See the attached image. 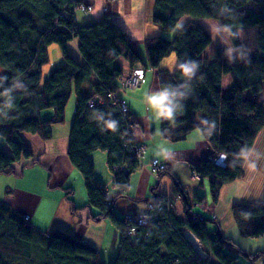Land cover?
Masks as SVG:
<instances>
[{
    "label": "trees",
    "instance_id": "1",
    "mask_svg": "<svg viewBox=\"0 0 264 264\" xmlns=\"http://www.w3.org/2000/svg\"><path fill=\"white\" fill-rule=\"evenodd\" d=\"M79 10L89 15L95 6L83 0H0V137L8 147L0 148V177L16 175L17 161L43 155L32 148L31 137L47 142L53 139V125L65 122V111L75 95L68 157L84 180L87 207L99 212L94 219H109L120 233L118 254L110 264H204L184 237L185 229L200 238L219 264H237L226 248L238 245L219 235L217 229L208 230L212 221L193 211L187 194L168 170L159 173V178L166 174L173 178L174 192L185 201L184 218L161 216L144 227L115 215L117 200L128 197L125 193L132 174L141 164L133 153L139 145L134 139L138 123L132 115L133 130L127 132L123 113L109 96L121 87L124 69L120 59L135 70L143 57L122 27L108 16L81 26L76 14ZM151 12L153 23L163 33L177 30L185 17L191 20L177 30L172 41L162 35L151 37L145 47L149 66L158 73L160 89L187 92L176 97L174 103L179 107L171 118L162 114V135L177 143L193 131L201 132L214 153L192 171L208 179L213 203L218 204L223 186L245 174L248 157L264 130V0H153ZM198 19L232 25L239 35L229 32V37L240 50L241 31L256 27L257 48L244 63L220 49L209 61L204 54L212 39ZM72 43L81 59L69 50ZM55 47L62 52L64 63L43 82L44 68L51 63ZM173 53L178 65L171 73L160 66ZM187 61H195L199 68L185 90L181 85L186 78L179 65ZM227 74L234 83L225 88L222 84ZM92 98L101 100L95 108L88 106ZM49 109H54L56 116L45 120L41 114ZM112 123L114 129L108 127ZM98 151L108 155L114 187L120 190L110 202L90 161V155ZM223 153L228 160L226 167L213 161ZM159 186L157 183L152 190L154 197L147 201H160ZM195 201L201 204L203 198ZM232 213L244 238L264 237V202L236 203ZM131 228L136 229L134 235L128 233ZM238 250L253 264L264 261L263 252ZM0 264L106 263L87 242L61 231L41 233L10 204L0 201Z\"/></svg>",
    "mask_w": 264,
    "mask_h": 264
},
{
    "label": "crops",
    "instance_id": "2",
    "mask_svg": "<svg viewBox=\"0 0 264 264\" xmlns=\"http://www.w3.org/2000/svg\"><path fill=\"white\" fill-rule=\"evenodd\" d=\"M83 1L94 5L95 10L82 18L80 22L101 20L103 9L108 6V16L113 17L115 24L122 27L131 42L139 48L141 57H143L142 67L147 68V71L142 86L136 91L123 90L120 92V96L127 102L129 111L138 123L134 139L136 143L146 149L147 155L145 154L143 163L147 164L156 158L168 163V171L175 176L180 185L182 184L189 203L193 205V211L213 219L208 223V230L210 232L215 230L211 228L210 224H213L215 228L220 229L223 236L230 238L238 245V247L226 248L234 256L237 264H253L247 259H237L235 255L239 253L238 249L244 253H264V237L256 240L244 238L235 222L232 208L235 203L264 202V130L260 133L248 157L245 174L232 183L224 185L218 204H214L208 179L203 176L200 180L196 179L192 173V169L198 167L202 159L212 155L214 150L204 140L199 130L189 133L185 140L177 143L164 138L161 131L162 114L149 98L161 89L157 71L149 66L145 43L151 37L164 35L162 29L152 20L153 0ZM72 46L75 53L71 50ZM69 50L73 56L81 59L75 43L70 45ZM51 51L50 66L52 65V68L50 71L64 63L62 52L58 47ZM165 60L162 63L163 68L170 72L177 68L175 57ZM120 64L125 75L131 72L127 61L120 59ZM139 68L141 66H137V69ZM75 102L76 100L72 104L69 102L65 111V122L53 125V139L47 142L39 136L31 137L32 148L43 155L39 159L32 157L17 161L15 164L16 175L0 177V201L10 204L16 213L24 217L29 216V223H32L34 228L41 233L50 234L53 231H61L82 242H87L100 253L103 262L110 264L118 254L119 231L114 228L110 220L94 219L99 212L92 207L82 214L72 210L75 207L77 201L75 196L78 193V190L74 188L73 180L75 178L79 182L81 191L84 181L68 157L69 133L75 116ZM41 115L45 120L56 116L54 109H49ZM0 145H2L1 148L8 150L6 142L3 143L0 140ZM107 159L105 152L98 151L90 155L98 182L103 187H106L107 184L114 187V176L107 165ZM148 169H138L132 174L128 191L129 197L126 198L132 199L137 206L134 208L135 214L129 212L127 216L145 213L148 209L147 200L151 199L152 190L157 186V180H160L159 176L152 174ZM53 179L54 183L52 184ZM161 179L163 180V176ZM106 192L108 198L113 200L107 187ZM157 193L161 194L159 190ZM118 194H120L119 189L115 197ZM196 197L203 198L201 204L196 203ZM174 207L176 216L174 213L173 216L178 220L182 219L184 214L179 216L177 206ZM262 262L264 263L260 260L257 264H263Z\"/></svg>",
    "mask_w": 264,
    "mask_h": 264
},
{
    "label": "rangeland",
    "instance_id": "3",
    "mask_svg": "<svg viewBox=\"0 0 264 264\" xmlns=\"http://www.w3.org/2000/svg\"><path fill=\"white\" fill-rule=\"evenodd\" d=\"M105 1H107V0H105ZM108 1L114 2V1H117V0H108ZM108 11H109L108 6H106L103 9V18H105V17L108 16V13H109ZM76 14H77V18L79 19V21L78 20L77 21L80 24H83L81 26H86L84 24L88 23V21L86 23L80 22V21H81L82 18H85L86 15H88V14H83L80 10L77 11ZM108 17H109L108 19H110L111 22H113V23L115 22V19L113 17H111V16H108ZM189 20L190 19L187 18V17L183 18L182 21H181V23H180V25L178 26L177 30L180 27H182L184 25V23L188 22ZM196 21L198 23H200L202 26L204 25V27L206 28V30L208 31V33H210V36H211V39H212L211 45L207 48V50H206V52L204 54L207 59L209 58V61L212 59L211 57L214 55L215 51L217 49H220V50L223 51L224 54H227L231 58L233 56H236V60L239 63H244L245 61H247L248 56L250 55V52H252L253 50H255L257 48L256 39H257V35H258V28H256V27H248V29H246L245 31H241V33H240V42L242 44L243 50H240L239 48H236V46L234 47L233 43H231V40H230V37H229V32H226L225 31V27L222 24V22H219V21H217L215 19L214 20H211V19H203V20L202 19H198ZM89 24H92V23H89ZM177 30L173 31L172 33H164V35H162V36L164 38L168 39L169 41H172L173 38L175 37V33L177 32ZM71 50L75 53V50H73V46H72ZM173 57H175L177 59L176 54L173 53L172 55H170V57L166 58L165 61L171 60ZM177 65H178V60H177ZM139 66H142V63ZM160 67L163 68L162 67V64H161ZM51 68H52V65L50 66V64L45 66V68H44V73H45L44 74V77L45 78L43 79V82L50 76V74L52 73V71L56 70V69H54V70L50 71ZM139 69H142L143 70L142 77H140L141 80H140L139 84L136 87H132L131 89L124 87V79L133 72V69H131V72L130 73H127L126 75H125V72H124L123 76L121 77V87H120L119 92L116 93V98L125 101L122 98V96H120V92L121 91L124 90V91H127V92H132V91H136L137 89H139L142 86V84H143V82L145 80L144 77L146 75V71L147 70L144 69L143 67H141ZM176 69H174L173 71H171V73H174V71ZM233 83L234 82H233L232 76L227 74L224 77V79H223V84L222 85L225 88H227L228 86H231V84H233ZM93 99H95L96 101L100 102V100H98L97 98H93ZM74 100H75V95H73L71 97V99H70L69 102L72 104L74 102ZM126 104H127V102H126ZM74 112H75V110H74ZM0 140H2L3 143H5V140L2 139L1 137H0ZM1 147H2V145H0V148ZM144 151L146 152V149H144ZM221 155L222 154H220L219 156L215 157L213 159V161H215L216 159H218ZM107 158H108V155H107ZM140 169L146 170L148 168L147 167L146 168L140 167L139 170ZM194 171L195 170H193L192 173ZM149 172H150V170H149ZM156 176H159V174H157ZM134 178H133V181H134ZM49 181H50V179H49ZM158 181L159 180H157V182ZM157 182H156V184H157ZM53 183H54V179L52 180V184ZM73 184H74V188L78 190V193L75 196V199L77 201H76V203L74 205L76 207V208L74 207L75 208L74 210L76 212H79L80 214L89 211V207H87V205H88L87 204L88 203V199H87V189L85 188L84 181H83V186H82L83 190L82 191L80 189L81 187L79 186V182L75 178L73 180ZM159 185L160 186L158 187V190H159L160 193H167L173 199H175V202H174L175 204L174 203H173L174 205L172 204L173 205L172 212L175 214V207L174 206L176 205L177 206V210H178V215L179 216L180 215H183L184 214V208H185V205H184L185 201L181 197V195L178 196L174 192L175 184H174V181H173L172 177L169 174L164 175L163 176V180L161 179ZM106 187H107V191L109 192L110 197L113 198V200H114L115 199V195L118 193V188L111 187V185H109V184H107ZM181 187H183L182 184H181ZM109 188H110V190H108ZM113 189H114L115 193H114ZM128 191L129 190H127V192L125 193V195H128ZM128 197H129V195H128ZM135 206H137V204L134 201H132V199L120 198V199L117 200V202H116V204L114 206V213L120 219H125V217L128 215L129 212H131V214H135L134 213V211H135L134 208H136ZM95 210L98 211L97 209H95ZM173 213H172V216H173ZM175 216H176V214H175ZM184 217H185V215H183L181 218H184ZM208 219H210V218H208ZM104 220L106 221V220H109V219H106L105 218ZM210 220L213 221V219H210ZM210 225H211V228L212 229H217L218 232H220V229L218 227L215 228V226L213 224H210ZM47 235H48V233H47ZM220 235H222L221 232H220ZM202 249L207 254H209V257H210V259L208 261L209 264H219V261L215 257H213L212 254L209 252L208 247H205L204 245H202ZM235 256H236L237 259H241V260H243V259L246 260L247 259L248 260L247 255H244V254H242L240 252L237 253ZM113 261L114 260H112V263H113Z\"/></svg>",
    "mask_w": 264,
    "mask_h": 264
},
{
    "label": "built area",
    "instance_id": "4",
    "mask_svg": "<svg viewBox=\"0 0 264 264\" xmlns=\"http://www.w3.org/2000/svg\"><path fill=\"white\" fill-rule=\"evenodd\" d=\"M142 74H143L142 69L133 70V72L124 79V87L129 89H131L132 87H136L141 80L140 77H142ZM109 97L113 101H116L119 110L123 113V118L124 121L126 122L127 132L132 131L134 122L132 119L131 111H129L128 104H126L125 101L116 98V93H111ZM100 102L92 98L89 100L88 106L90 108H95L97 105L100 104ZM144 149H145L144 146L141 145H137V148L133 149V153L137 157L139 164H141V167L144 168L148 167L150 172L154 175H157L162 172H166L167 169H169L168 163H165L157 158L152 159L147 164H144L143 159L146 154L144 153L145 152ZM215 161L214 162L216 163V165L222 167H226L228 164L227 157L224 153ZM193 176L196 179L200 180L202 174L194 171ZM160 195H161L160 201L158 202L148 201L147 203L148 209L145 213H138L137 215H129L126 217V219H128L131 222H134L135 225H142L144 227H148V225H150L154 221L159 220L161 216H166L170 220V217H173L172 204L174 203V199L167 193H161ZM151 196H152L151 198L154 197L153 195ZM108 201L110 202V198H108ZM25 220L27 222H30V217L26 216ZM135 232L136 229L131 228V230L128 233L129 235H134ZM183 234L184 237H186L188 244H190L194 248L195 256H197V258H199L204 264L208 263L210 257L209 254L203 251L200 238L196 236L195 233L187 229L184 230ZM175 264H179V263H175Z\"/></svg>",
    "mask_w": 264,
    "mask_h": 264
},
{
    "label": "clouds",
    "instance_id": "5",
    "mask_svg": "<svg viewBox=\"0 0 264 264\" xmlns=\"http://www.w3.org/2000/svg\"><path fill=\"white\" fill-rule=\"evenodd\" d=\"M225 31L232 33L234 36L239 35L238 31H233L232 25H226ZM179 68L183 74V76L186 78V83L184 85H181L185 90L189 88V84L187 81H190L193 76H195L199 65L195 61H187L184 63H181L179 65ZM186 91L184 93H177L175 89L171 88H165L157 93L152 94L149 98L154 106L157 107L158 111L167 116L168 118H171L173 116V113L176 111V109L179 107L174 103L176 97L178 95L184 96ZM109 128L114 129L115 123L109 124Z\"/></svg>",
    "mask_w": 264,
    "mask_h": 264
},
{
    "label": "water",
    "instance_id": "6",
    "mask_svg": "<svg viewBox=\"0 0 264 264\" xmlns=\"http://www.w3.org/2000/svg\"><path fill=\"white\" fill-rule=\"evenodd\" d=\"M219 235H220V232H219Z\"/></svg>",
    "mask_w": 264,
    "mask_h": 264
}]
</instances>
